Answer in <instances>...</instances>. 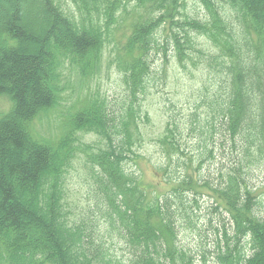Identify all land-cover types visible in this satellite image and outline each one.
<instances>
[{
    "label": "trees",
    "instance_id": "16d2710c",
    "mask_svg": "<svg viewBox=\"0 0 264 264\" xmlns=\"http://www.w3.org/2000/svg\"><path fill=\"white\" fill-rule=\"evenodd\" d=\"M199 1L202 17L186 12L182 0H43L51 21L41 40L15 8L5 9L0 95L11 107L0 116V264H193L201 249L178 237L195 227L193 195L202 189L210 207L229 216L235 244L246 236L254 249L245 258L226 240L218 264H264V218L253 213L258 196L250 184L264 165V0ZM168 46L179 69L211 84H202L207 105L196 146L187 142L192 111L183 124L169 115L151 139L160 156L155 175L170 189L150 197L134 170L149 123L140 103L154 57ZM106 56L121 86L116 115L106 92L90 94L76 111L62 107L74 76L94 80ZM167 67L164 61L163 74ZM60 105L55 140L30 130L34 118ZM209 136L214 149L197 146ZM213 152L226 153L227 166L214 172V184H199L194 166ZM77 165L87 181L81 201L67 183ZM109 231L118 246L113 236L104 241Z\"/></svg>",
    "mask_w": 264,
    "mask_h": 264
},
{
    "label": "rangeland",
    "instance_id": "374dc122",
    "mask_svg": "<svg viewBox=\"0 0 264 264\" xmlns=\"http://www.w3.org/2000/svg\"><path fill=\"white\" fill-rule=\"evenodd\" d=\"M182 2L185 3V11L191 15L202 17L207 13L204 5L199 0H182ZM0 5L1 8L4 7V9H0V20L3 18L2 16L6 8L5 14L8 12L9 14L12 13L10 10L15 8L19 13L21 23L27 27L26 31L40 40L42 39L40 30H48L50 27L49 21H51V18L44 11L43 0H10L9 3L0 0ZM8 5L11 6L7 7ZM61 32L64 33V28H61ZM24 46L26 47L25 44H22V47ZM28 49L31 51L33 47L29 46ZM167 49L164 56L162 52L155 55V61L151 66L153 73L148 81L147 95L140 103L141 110L146 111L148 115L149 123L144 124L146 137L140 150L143 157L138 160L134 170L140 173L143 185L147 188L150 197H159L162 194H166L170 189V187L159 181V178L155 177L153 164L160 161V156L151 139L157 132L162 130V125H164L163 123H165L169 115L183 124L188 118V113L192 111L197 115L195 117L197 118L196 123H194L195 132L187 142L194 146L196 137L197 140L199 137L196 131V128L199 131L197 121L204 115L203 112H206L205 105H207L205 103L207 98L203 95L202 84L205 79L208 80L209 85L211 84V80L207 75L196 72L186 73L179 69L175 63L176 60L173 57L172 49L169 50V46ZM164 61L168 67L163 74ZM72 86H74L73 91L69 92L68 101L64 105L61 104L62 107L76 111L90 94L93 93L92 97H94L95 92H98L100 95L106 92L109 110L114 111L116 115L117 107L119 106H117V102L121 100L119 98L121 86L118 74L115 68L109 65L107 56L102 62L101 73L98 77L90 82H82L74 76ZM61 105L49 110L46 114L42 112L34 118L31 122L30 130L46 140H55L61 130V124H63L61 118L63 113L61 112V108H59ZM9 109L10 99L6 95H0V115L8 112ZM170 109H174V111H170ZM104 114L107 116V112ZM90 137L91 134L86 136L87 139ZM212 140L209 136L207 140L199 142L197 146L214 149ZM225 155L226 153L224 152L221 154L213 152L212 157L206 158L204 163L194 166V170L197 171L191 173V178H196L199 184V179H208V184H214V172L221 167L227 166ZM12 158V155L9 156V160L7 158L6 163L9 164ZM84 171L85 169L81 165H77L74 170L69 172L67 183L74 200L81 201V197L87 196V181ZM250 184L256 189L255 196H258V199H256L257 205L254 206L253 213L260 218H264V165L253 173ZM199 192L200 194L193 195L194 202H192L193 213L195 215L193 225L195 227L191 230H182L178 237V241L189 249L195 250L197 247L201 249L193 259V264H218V256L221 253L225 254L227 249L229 250L227 248L229 246L230 250L240 247L243 257L249 258L254 249L251 241H248V237L242 236L239 245H236L233 239V225L229 220V216L220 209L214 211L210 207L211 200L204 195L207 192L205 189ZM224 232L226 235H224ZM102 235L105 237L104 241H106V244L110 242V237L113 236V241L115 240L118 246L116 234L109 231ZM226 240L227 247L224 245V241ZM118 250L117 247L114 251L118 252ZM259 251H261L259 252L260 255H264L262 249Z\"/></svg>",
    "mask_w": 264,
    "mask_h": 264
}]
</instances>
